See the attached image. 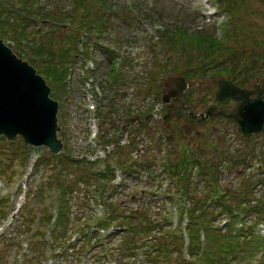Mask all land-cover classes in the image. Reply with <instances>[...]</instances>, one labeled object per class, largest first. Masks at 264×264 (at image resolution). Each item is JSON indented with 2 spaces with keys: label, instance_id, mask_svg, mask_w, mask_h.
<instances>
[{
  "label": "rangeland",
  "instance_id": "obj_1",
  "mask_svg": "<svg viewBox=\"0 0 264 264\" xmlns=\"http://www.w3.org/2000/svg\"><path fill=\"white\" fill-rule=\"evenodd\" d=\"M5 1L11 3L14 0ZM51 1L52 4L46 1L40 5L44 8L38 17L20 13L19 27H23V17L34 18L30 25L26 23L24 38L9 36L10 29L6 26L7 36L0 38L11 49L17 43V51L22 53L18 57L22 60L35 59L36 71L45 62L62 63L66 68L67 74L62 80L64 89L53 98L58 102V137L65 145L63 150L67 158L75 160L85 156L87 162L63 164L61 153L52 155L44 147L25 146L20 137L15 142L2 137L0 217H7L0 219V264H180L176 246L169 244L166 251V242L157 239L165 220L173 226L176 224L180 201L177 195L165 189L176 183L169 175L167 165L178 159L192 163L188 204L204 199L203 191L208 190L206 178L212 173L213 166L217 169L221 193H238L241 199H244L241 194L244 184L248 176H252L249 174H254L250 177L253 179L251 201L264 204V183H259L264 172L256 173L257 167H254L264 155V132L244 138L234 125L222 128L205 124L191 128L172 122L165 128L161 118L165 111L161 102L162 82L167 76L184 77L188 84L186 95L201 107L206 105V99L214 97L216 81L220 77L239 84L245 77L249 82H264V47L247 48L246 45L247 41L262 43L264 39V0H231L234 2L229 8L233 6L234 12L231 9L227 12L223 3H217V0H88L83 3L86 6L84 17L80 16V10L74 21L62 14V9L72 10L71 1ZM52 8L56 12L61 9V20L50 18L57 24L44 19L43 14ZM231 12L234 15H230ZM83 24L91 30L85 33L80 27ZM37 29L39 33H36ZM243 29L247 41L242 48L233 46L237 33ZM230 33L228 38L226 34ZM192 34H212L221 45L225 42L229 48L219 51V48H189L188 40L182 41L180 37ZM38 42L51 46L54 55H34L32 50ZM228 59L230 64L239 60L236 68L240 70L239 75L232 73V65L223 64L227 67L220 68L221 62ZM188 70L192 72L191 77L183 74ZM204 95L203 102L201 97ZM95 111L98 133L89 143L86 122ZM133 117L139 120L138 124L130 122ZM99 145H105L104 152H100L101 158L95 160ZM38 155L42 159L58 158H50L47 164L34 169ZM162 159H166L163 165ZM246 161H252L250 169L244 164ZM107 165L121 171L119 183L100 179V173L108 168ZM203 165L207 168L200 170L199 167L197 176V166ZM187 173L177 172L185 181L188 180L184 176ZM59 184L65 192L64 204L67 202L68 206L64 232L60 227L55 230L57 237L61 235V253L54 252L57 243L53 244L52 236L47 235L52 226L44 233L36 231L34 235H24L28 227L32 230L39 226L43 228L40 219L46 216L44 210L49 216L56 215L54 206L63 204L58 198ZM106 203L111 210H116L115 220L119 216L125 217L121 222L123 225L113 222L116 234L107 247L113 251L104 250L105 246L94 247L93 238L86 243L77 242L75 247L69 246L78 234L92 233L83 226H94L102 204ZM158 214L161 215L160 222ZM221 216L212 223L214 228ZM131 222L141 225L152 222L155 229L148 235L138 234V241L126 244L124 240L135 239L128 228ZM256 231L258 233V229ZM93 237L97 238V234ZM151 241L155 245L149 247L161 244L159 249L150 250L147 260L141 254L142 250L134 259L130 258L135 242L150 245ZM255 258L251 261L239 258L232 264H257ZM142 260L145 261L139 263Z\"/></svg>",
  "mask_w": 264,
  "mask_h": 264
},
{
  "label": "trees",
  "instance_id": "obj_2",
  "mask_svg": "<svg viewBox=\"0 0 264 264\" xmlns=\"http://www.w3.org/2000/svg\"><path fill=\"white\" fill-rule=\"evenodd\" d=\"M39 1V2H38ZM53 3L51 0H14L11 3L0 0V36L6 35L7 32L4 31V27L6 26L8 29H10V35L13 38H24V28L27 27V24L30 25V23L33 21L34 18L31 17H38L39 14H41L40 10L44 8V5L40 6L41 4H44L45 2ZM62 1H71L72 3V10L70 8L69 11H65V9H62V14L64 13L63 17L67 16L66 18H69V20L74 21L76 20V13H79L81 10L80 16L84 17L83 12L84 8L86 6L83 4L85 2H88V0H62ZM92 2H98L99 0H90ZM236 2V0H234ZM231 0H217V3H223V5L226 8V11L228 12V9H231L234 12V7L231 6L229 8L230 3L234 2ZM239 1V0H237ZM244 1V0H242ZM26 12L28 15L32 14L31 17H23L21 23L23 24V27H19L20 23V13ZM61 12V9H57V12L55 8L51 9L50 11H46L43 18L46 19V21H51L52 24H57V22H53L51 20V17H58V20H61L62 18L59 17ZM67 12V13H66ZM229 13L230 15H234V13ZM96 14L97 11H96ZM57 20V19H56ZM85 20V19H84ZM68 27V26H67ZM84 29V32H88L91 30L90 26L87 25H81ZM235 29V28H234ZM233 29V30H234ZM36 33H39V30L37 29ZM240 33V31H239ZM239 33H237L238 37L234 40L233 46H237L238 48H242L245 41H247L242 35V37L239 36ZM228 35V38L231 37L230 34ZM168 36V35H167ZM56 37V36H54ZM53 37V38H54ZM182 41H185L184 39L188 40V46L189 48H229L227 45H225V42L223 45L219 42V39L213 37L212 34H198V36L192 35H184V37H180ZM254 41V39H253ZM168 43V41H166ZM255 42V41H254ZM59 43V42H58ZM75 43H77V37H75ZM14 44L12 47L13 52L16 54V56L21 55V52L17 51L18 44ZM247 48H263L264 47V39H262V43L260 42H246ZM33 54L34 55H42L44 56H53L54 53L52 52L51 46L48 47L44 42H38L36 45H34ZM61 46V45H60ZM232 47V46H231ZM230 47V48H231ZM245 48V47H244ZM214 51L213 49L211 50ZM254 55H258V53H254ZM264 56V55H263ZM112 57V56H111ZM109 57V58H111ZM264 59V58H263ZM236 61L230 64V60L228 59L226 62H221L222 67L225 68L227 66L225 65H232L233 68L231 69L232 73L234 75H239L240 70H236L238 67V59H235ZM28 63L31 64L33 67L36 66V61L33 58L28 59ZM43 64V63H42ZM239 65V64H238ZM63 64L59 63L57 65L45 62L42 67L36 71L40 72L48 86L50 87V96L54 98L55 94L59 92V90L64 89L62 80L67 74L66 68L62 67ZM219 68V69H220ZM224 71H227L226 69H223ZM222 70V71H223ZM237 71V72H235ZM184 75L188 77L192 76V72L183 71ZM186 73V74H185ZM196 75V74H195ZM245 80V79H244ZM201 100L205 101V95L201 97ZM3 138L0 137V141H2ZM63 148L65 149V145H63ZM38 150V149H37ZM185 155V154H184ZM67 154H62L60 161L63 164H74V163H85L84 159H69L66 157ZM26 157V156H25ZM58 158V156H56ZM56 157L50 156L49 158H44L40 155L37 156L35 162L33 163L34 169H37L42 164H47L48 160L50 158L54 159ZM258 167L259 171L264 170V155L263 158L258 159ZM59 161V160H58ZM59 161V162H60ZM253 161V160H252ZM252 161H246L244 164L248 165L247 167L250 168L252 166ZM108 168L100 173V179L104 181H108L112 177V172L110 165H107ZM200 167V170L206 169L207 166H197L196 174L197 176L200 173V170H198ZM167 170L169 172V175L171 178L175 179V184L173 186H170L167 190V192H171L173 195H177L179 198L180 203L177 204V223L175 227L171 226V223L164 221L161 228H159L160 238H157L158 236H154L157 239H161V242H166V251H168V245L173 244L176 246V250L178 251V261L180 264H232L233 260H238L239 258H243L241 260H245L249 258V261L251 259H254L259 255L258 258H255L257 260V264H264V236H259L256 231V227L259 223H264V204L263 202H254L252 203V183L253 179L248 176L247 182L244 184L243 191L241 192L242 196H244V199L239 198L238 193H229V194H223L221 193L220 185L217 183V169L213 166L212 173L209 175L207 179V186L208 190H204V199H200L202 201L194 200L192 204H188L186 198H188L191 195V191L188 189L189 183L192 180V163L191 161H183L178 159L174 160L173 162H169L167 165ZM186 173L184 176H186V180L183 178V176L178 175L177 172L180 173ZM258 171V173H259ZM203 175H206L203 173ZM258 174L257 176H259ZM264 177V176H263ZM182 181V185H179V183ZM259 183H264V178L260 180ZM173 182V181H172ZM171 183V182H170ZM172 184V183H171ZM178 186H185V189L182 188H176ZM64 187V185H63ZM101 186L98 185V188ZM172 187V188H171ZM60 192L58 194L59 201L63 204H56L54 206V210L56 211L55 217L49 216L46 210H44V213L46 214L45 217H42L40 219V222L43 225V228L39 226L36 230H32L31 227H28L24 231V235L30 236L34 235L36 231L38 232H45V229L47 227L52 228L47 231V235L49 238L52 236L51 242L54 244L57 243V247L55 248L54 252L58 250L60 251V245L59 242L60 234L55 235V230L57 228L63 229L66 225V216L65 212L67 213V202L64 204L63 196H64V190H62L61 184H59ZM65 188V187H64ZM116 188V187H115ZM168 197H170V194H167ZM225 198V199H224ZM255 199V198H254ZM108 207L109 215L105 218L95 220L96 224L94 226H89L85 224L83 226L84 229H89L92 231L90 234H79V238L77 240H74L73 242L69 243V246L75 247V244L77 242L86 243L88 239H92L91 241L94 242V247H104L105 249L110 245L111 239L116 234L115 231L108 233L104 236L103 240L100 237H97L94 239V235L97 232L96 228H108L110 225L114 224V221H117V223L121 224V222L125 219L123 216H119L117 220L116 219V210L110 209L109 203H106ZM2 213H0V216ZM223 215V216H221ZM220 217L219 221L217 222V227L214 228L212 223L217 219V217ZM6 215L0 217V219H6ZM160 222V217H158ZM186 220L185 226H184V235L187 238V244L184 247V238L182 233V227L181 224ZM224 221L222 224L221 222ZM247 221H250L247 223ZM123 225V223L121 224ZM129 230L134 234L135 239L128 238L124 240V243H129L133 241H138L136 237L138 234L146 233L148 235L151 233V231L154 228V224L152 222H147L145 225L141 224H133L132 222L129 223ZM127 229V227L125 228ZM155 229V228H154ZM162 229H164V232L162 234ZM81 231V230H80ZM95 232V233H94ZM81 233V232H80ZM70 239V238H69ZM95 240V241H94ZM160 242V244H161ZM160 244L149 247L152 245H155L153 241H151V244L148 243L143 244V242H135V246H133L132 250V256L130 258H135L137 255L136 253L139 250L141 251V254L143 253L144 258H149V253L152 248L159 249ZM173 248V247H172ZM170 248L169 250H171ZM185 248V253H183V250ZM108 249V248H107ZM113 248H109L108 250H111ZM112 257V255H109ZM262 258V260H261ZM116 259V258H115ZM147 260V259H146ZM145 260L140 261L139 263L144 262ZM240 261V260H239ZM238 261V262H239ZM248 261V262H249ZM135 262H133L134 264Z\"/></svg>",
  "mask_w": 264,
  "mask_h": 264
},
{
  "label": "water",
  "instance_id": "obj_3",
  "mask_svg": "<svg viewBox=\"0 0 264 264\" xmlns=\"http://www.w3.org/2000/svg\"><path fill=\"white\" fill-rule=\"evenodd\" d=\"M163 86V125L169 128L172 121L193 118L187 105L185 78L167 76ZM49 93V86L35 68L0 39V136L9 142L20 137L25 146L44 147L52 155L63 153L62 141L57 136L58 102ZM263 97L264 84L246 89L221 77L216 81L214 102L206 106L205 114L220 117L225 124H235L243 137L250 138L264 131ZM225 99L230 100L229 110L216 104ZM135 121L139 123L137 118L130 119Z\"/></svg>",
  "mask_w": 264,
  "mask_h": 264
},
{
  "label": "flooded vegetation",
  "instance_id": "obj_4",
  "mask_svg": "<svg viewBox=\"0 0 264 264\" xmlns=\"http://www.w3.org/2000/svg\"><path fill=\"white\" fill-rule=\"evenodd\" d=\"M248 80H249L248 77H246L242 84H239L237 82H234V84L239 85V87H243L246 89H253V88H255V86H258L260 84H264V82H249ZM188 97L189 96L186 95L187 105L190 107V111H193L194 117L193 118L187 117V119H181V120H176V121H172V122L190 125L191 128H193L197 125L204 126L205 124L208 127H216L219 125L222 128H224L228 125H234L235 126V124H225L224 123L225 121L220 117H217V116H211L210 117L209 115L207 116L205 114L206 106L209 105V102H213V100H214L213 98L208 99L206 102V105L204 107H201L200 105L193 103L192 99L188 98ZM251 99H252V97H250L249 101ZM216 104L218 105V107H225L227 110L230 109V107H229L230 100L229 99H225L221 102H217ZM163 110H165V108H163ZM190 111L188 110V112H190Z\"/></svg>",
  "mask_w": 264,
  "mask_h": 264
},
{
  "label": "bare ground",
  "instance_id": "obj_5",
  "mask_svg": "<svg viewBox=\"0 0 264 264\" xmlns=\"http://www.w3.org/2000/svg\"><path fill=\"white\" fill-rule=\"evenodd\" d=\"M245 32H246V31H244V29H243V30H241V31H240V33H239V36H240V37H242V35H244V34H245ZM32 160H33V158H32Z\"/></svg>",
  "mask_w": 264,
  "mask_h": 264
},
{
  "label": "built area",
  "instance_id": "obj_6",
  "mask_svg": "<svg viewBox=\"0 0 264 264\" xmlns=\"http://www.w3.org/2000/svg\"><path fill=\"white\" fill-rule=\"evenodd\" d=\"M110 150V149H109ZM100 152H104V149L98 150V153L100 154Z\"/></svg>",
  "mask_w": 264,
  "mask_h": 264
}]
</instances>
